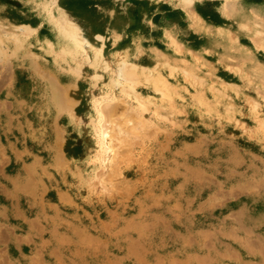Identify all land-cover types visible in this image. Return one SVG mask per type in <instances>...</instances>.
Here are the masks:
<instances>
[{
	"label": "rangeland",
	"instance_id": "obj_1",
	"mask_svg": "<svg viewBox=\"0 0 264 264\" xmlns=\"http://www.w3.org/2000/svg\"><path fill=\"white\" fill-rule=\"evenodd\" d=\"M0 144V264H264V0H0Z\"/></svg>",
	"mask_w": 264,
	"mask_h": 264
},
{
	"label": "crops",
	"instance_id": "obj_2",
	"mask_svg": "<svg viewBox=\"0 0 264 264\" xmlns=\"http://www.w3.org/2000/svg\"><path fill=\"white\" fill-rule=\"evenodd\" d=\"M7 148V146L0 144V216L3 215L5 218H8V220L19 219V221L25 225L26 233L22 236L30 239L33 237L34 232L40 229L41 223L31 215L28 216L27 213L21 209L17 201V192L19 191L16 190V184L20 182L24 185H31L34 181V176L30 169L38 162L36 159H31L23 163L16 160L18 163L17 168L9 172L6 170L7 160L3 155V153L7 151ZM8 150L10 153H15L16 157L18 156V149L11 147V149ZM36 179L38 181L37 177ZM29 181L31 182L29 183ZM39 214L44 216L41 209Z\"/></svg>",
	"mask_w": 264,
	"mask_h": 264
},
{
	"label": "bare ground",
	"instance_id": "obj_3",
	"mask_svg": "<svg viewBox=\"0 0 264 264\" xmlns=\"http://www.w3.org/2000/svg\"><path fill=\"white\" fill-rule=\"evenodd\" d=\"M67 31V30H66ZM70 34V37H75V35L77 34L76 32H75V29L73 30V29H71L70 31H68ZM68 34V33H67ZM72 39V38H71ZM76 41H78V40H76ZM76 43H78V42H76ZM31 179V178H30ZM29 179V180H30ZM31 181H29V183H30Z\"/></svg>",
	"mask_w": 264,
	"mask_h": 264
}]
</instances>
